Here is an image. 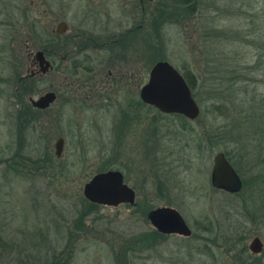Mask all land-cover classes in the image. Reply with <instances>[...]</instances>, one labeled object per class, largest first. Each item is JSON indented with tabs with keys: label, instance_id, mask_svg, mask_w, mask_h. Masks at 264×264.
Returning a JSON list of instances; mask_svg holds the SVG:
<instances>
[{
	"label": "rangeland",
	"instance_id": "rangeland-1",
	"mask_svg": "<svg viewBox=\"0 0 264 264\" xmlns=\"http://www.w3.org/2000/svg\"><path fill=\"white\" fill-rule=\"evenodd\" d=\"M101 1L0 0L2 77L25 75L38 40L61 21L69 27L67 35L99 33L95 19L84 14ZM110 1L116 25L124 24L119 7L128 0ZM144 7L143 51L152 52V44L153 59L180 71L190 67L198 80L199 116L180 121L144 107L142 126L120 140L111 130L115 109L108 116L93 102L83 106L78 93L64 88L61 57L53 52L54 70L29 97L53 91L57 100L47 113L23 122L22 130L19 102L12 103V87L3 83L0 264H14L12 252L22 249L43 264H264V212L249 215L244 197L210 185L220 152L237 163L246 183L264 170V0H196L190 15L178 0H153ZM148 67L143 63V84ZM59 137L64 148L57 159ZM108 167L122 172L141 209L87 205L84 185ZM257 188L245 191L249 201L260 202ZM160 207L174 208L191 235L155 240L147 214ZM211 224L214 229L205 231ZM230 227L238 231L232 237L243 241L244 253L234 251L223 233ZM254 237L263 243L259 255L248 249Z\"/></svg>",
	"mask_w": 264,
	"mask_h": 264
},
{
	"label": "flooded vegetation",
	"instance_id": "flooded-vegetation-1",
	"mask_svg": "<svg viewBox=\"0 0 264 264\" xmlns=\"http://www.w3.org/2000/svg\"><path fill=\"white\" fill-rule=\"evenodd\" d=\"M152 1L153 0H128V4L122 3V7H119V9L120 14L124 18V24L119 23L117 26L115 23L116 18L112 17L110 12L113 10V12L116 13L111 6L112 1L102 0L101 2L97 3V6L94 7L93 10L84 14L87 19H95V30L96 32H99L97 34L77 33L73 35H67L69 27L64 21L59 23H65V32L63 34H57L55 32V29L59 24L57 23L53 33H51L48 38L43 40L45 41L44 52L42 49H40V44H38L39 50L36 51L42 52L45 59L50 63L49 70L44 75L39 73L38 64L33 60L34 54L36 53L35 52L29 60L28 68H30V70L26 71L27 73L21 77L34 78L35 80L39 81L42 80L54 70L52 54L53 52L58 53L61 57L60 61L63 65V73L66 75V77H62V81L65 80L66 82L64 88L68 90H74L73 93H78L80 96V103L83 106L88 105L87 102H93L95 107H97L99 110H102V112H106L108 116L111 114V109H115L113 115V121L115 120V122L111 130L112 133H114L116 136H119L120 140L124 139L128 136L130 131L134 130L136 125L140 124V126H142L144 107L156 110L155 108L143 103L140 97V92L148 81L149 72L153 65L161 61L167 62L164 59H153L152 56L149 58L147 55L149 52L143 51V13H145L144 5H149ZM110 25L113 27L115 26L114 29L110 28ZM97 26L100 28H97ZM116 28L118 31H115ZM93 50L96 51L95 53H97L94 57L89 55L90 52H94ZM4 63H6V61L4 57L1 56L0 66L2 67V64ZM143 63H146V67H150H148L147 80L144 84ZM189 68H187L186 71H180L176 69L181 74L186 83L188 77H195L194 73H192ZM186 74H188V76H186ZM18 81L19 76L17 71H14L12 73V77H9L8 79L2 77V72L0 70V86L3 85V83H6L7 86L11 85L12 87L13 82L16 84ZM29 98L34 97H28V99ZM11 99L12 103L18 102V99L14 98L13 95ZM158 113L167 115L160 112ZM168 116H173L176 119H178L177 117L180 116L184 119V121L188 120L181 115ZM185 127L186 125L183 124L182 128L185 129ZM145 138L143 143H150L148 139ZM120 140L118 142L119 144L122 142ZM225 158L227 159L226 156ZM123 181L127 185L124 176ZM144 199H147V197ZM134 206H136V203Z\"/></svg>",
	"mask_w": 264,
	"mask_h": 264
},
{
	"label": "water",
	"instance_id": "water-1",
	"mask_svg": "<svg viewBox=\"0 0 264 264\" xmlns=\"http://www.w3.org/2000/svg\"><path fill=\"white\" fill-rule=\"evenodd\" d=\"M150 1V0H148ZM57 34L65 32V23H59L55 29ZM39 73L46 74L50 63L42 52L34 54ZM144 104L167 115H181L188 120H195L200 114L190 88L181 74L169 63L157 62L150 69L147 83L140 92ZM57 100L53 91H47L36 98H29L32 108L44 111ZM64 148V139L59 137L54 143V156L59 159ZM210 185L213 189L227 194H237L242 188V181L227 161L223 153H217L213 158L210 174ZM83 197L91 204L117 207L122 204L135 205L134 191L123 181V175L117 170H108L94 175L83 187ZM147 219L152 228L163 235L189 237L191 230L183 217L171 207H160L149 212ZM253 255L263 251V243L259 237H254L248 246Z\"/></svg>",
	"mask_w": 264,
	"mask_h": 264
},
{
	"label": "trees",
	"instance_id": "trees-1",
	"mask_svg": "<svg viewBox=\"0 0 264 264\" xmlns=\"http://www.w3.org/2000/svg\"><path fill=\"white\" fill-rule=\"evenodd\" d=\"M178 1H179V5L182 8H183V6L186 8V9H183L186 12V14H188V15L192 14V12H193L192 7L194 6L196 0H178ZM155 13H157L158 16H156V14H153V15H155V16H153L154 24H158L157 20L160 19V17H161V15H160L161 10L158 9V11ZM44 42L45 41H43V40H41V41L38 40V44H40V49H42L43 52L45 50ZM150 46L151 47H149V49H151L152 52H149V53L151 54V56H153L156 49H155L154 45L151 44ZM161 59L157 58L156 60H161ZM18 76H19V81L16 84L14 82L12 84V94L11 95H13L14 98L18 99V102H19L18 105L20 106V110L18 112L17 120L19 119L18 120L19 124L21 126V129L23 130V125H24L23 122L28 124L26 122L28 118L38 117L41 114L47 113L48 110H46V111L35 110L27 102V97L33 95L34 88L37 85V83L39 82V80H35L34 78H29V77H23L22 78L20 74ZM186 76H188V74H186ZM187 84L189 85V87L191 89L193 97L196 98L195 90H196V87L198 85L197 78L193 77V76L188 77L187 78ZM177 118L181 121H184V119L180 116ZM225 156L227 157L229 163L235 168V171H236V169H237L236 164L237 163H235V161H233L227 154H225ZM0 162L2 163L3 161H0ZM260 162H264V159H262ZM109 169H113V168L108 167L106 170H109ZM255 186L256 187L258 186L257 195L259 196L258 197V199L260 200L259 203L254 202L253 199L249 201V197H248L249 194L245 195V191L250 192L251 189L254 188ZM235 195L239 196V197L240 196L244 197V205L247 209V214L255 216L259 212H264V170H261V172H258V174L252 179V183H249V182L246 183V182L242 181V188ZM262 197H263V199H262ZM86 203L90 208H94V209L99 208V206H97L95 204H91L88 202H86ZM136 207L141 209V204L139 202H137ZM213 229L214 228H213L212 224L209 225V227H204V230L207 232H210ZM223 233H225L227 235V240L229 242L230 241L233 242L232 248L234 249V251H236L238 253H240V252L244 253L245 252L246 249H245V246L243 245V241H238V242L234 241V239L232 237V236H237V234H238V231L235 228L230 227L228 229H225V231L223 230ZM152 235H153V238L155 240L157 239L158 241L166 239V236L160 235L157 232H152ZM241 240H242V238H241ZM151 243L150 244L147 243L148 244L147 248H153V246L155 244L154 243L151 244ZM38 252H40V251L37 250V253ZM14 253H15V255H13L14 257L12 259L14 264H43V263H41V260L38 257L34 258V256L32 257V256L26 255V253L27 254H29V253L27 251H24V249H22L21 251H13L12 254H14Z\"/></svg>",
	"mask_w": 264,
	"mask_h": 264
}]
</instances>
